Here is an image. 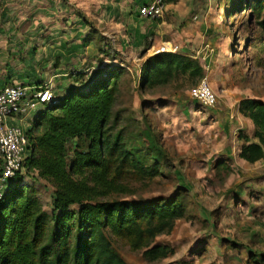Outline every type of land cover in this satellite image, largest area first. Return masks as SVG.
Here are the masks:
<instances>
[{
  "label": "rangeland",
  "instance_id": "rangeland-1",
  "mask_svg": "<svg viewBox=\"0 0 264 264\" xmlns=\"http://www.w3.org/2000/svg\"><path fill=\"white\" fill-rule=\"evenodd\" d=\"M20 1L22 9L31 7L28 0ZM55 1L62 7L67 0ZM186 1L167 8L156 22L160 26L148 29V34L155 31L144 45L148 47L144 60H127L111 45L103 50L100 43L109 40L92 30L96 36L83 41H92L89 53L97 49L102 56L93 57L94 64L87 60L75 71L69 69L86 74L94 68L87 73L91 78L99 66L123 67L112 107L113 132L121 130L143 153L151 144L156 150L157 176L138 179L128 174L122 180L126 192L109 199L140 202L178 194L186 208L173 230L153 243L173 250L166 259L148 262L143 250L132 251L123 240L110 237L111 250L127 264H255L254 255L260 260L264 254V160L248 164L238 158L244 143L239 134L255 141L253 125L239 114L238 106L244 98L264 102V31L257 24L264 18V7L257 19L242 5L235 13L228 0H212L200 9L188 8ZM163 42L197 61L202 75H177L162 85L142 86L140 68ZM85 74L77 76L87 83L90 78L83 79ZM203 78L217 94L213 108H204L189 96ZM55 93L56 89L58 98ZM75 143L71 140L68 147ZM23 177L51 217L52 186L32 171L25 170Z\"/></svg>",
  "mask_w": 264,
  "mask_h": 264
},
{
  "label": "trees",
  "instance_id": "trees-1",
  "mask_svg": "<svg viewBox=\"0 0 264 264\" xmlns=\"http://www.w3.org/2000/svg\"><path fill=\"white\" fill-rule=\"evenodd\" d=\"M228 2L235 13L242 5L257 19L264 7V0ZM257 24L264 31V18ZM123 71L120 65L99 66L87 83L70 85L36 112L26 131L30 154L24 167L54 189L51 217L23 176L11 179L0 199V264H127L111 250L110 237L132 251L143 250L148 262L173 254L170 247L153 243L185 217L178 194L140 202L109 199L126 192L124 176L152 179L158 174L153 144L143 153L121 130L113 132L112 107ZM140 72L142 86L152 88L177 75L201 76L203 69L188 55L167 52L148 57ZM238 112L252 123L255 139L239 134L244 143L238 158L248 164L264 160V102L244 98ZM71 140L76 143L69 148ZM256 257L253 263L264 264V254Z\"/></svg>",
  "mask_w": 264,
  "mask_h": 264
},
{
  "label": "crops",
  "instance_id": "crops-1",
  "mask_svg": "<svg viewBox=\"0 0 264 264\" xmlns=\"http://www.w3.org/2000/svg\"><path fill=\"white\" fill-rule=\"evenodd\" d=\"M28 1L31 7L24 10L20 0H0V89L14 84L50 83L53 92L56 89L55 95L63 96L67 87L83 82L77 75L86 72L74 74L70 70L75 71L87 60L102 56L97 49L88 52L92 41L85 44V36L93 39L96 30L98 36L109 40L100 43L99 46L105 45L104 49L100 47L103 50L111 45L127 60L134 57L144 60L142 53L148 50L144 45L150 42L155 29L151 34L147 31L160 26L156 23L159 19L150 21L137 14L138 7L149 0H67L62 7L55 0ZM187 3L188 8L200 9L211 2L188 0ZM176 4L166 5V9L175 8ZM87 73L83 79L90 78L91 74ZM34 111L10 123L24 126L23 130L27 131Z\"/></svg>",
  "mask_w": 264,
  "mask_h": 264
},
{
  "label": "built area",
  "instance_id": "built-area-1",
  "mask_svg": "<svg viewBox=\"0 0 264 264\" xmlns=\"http://www.w3.org/2000/svg\"><path fill=\"white\" fill-rule=\"evenodd\" d=\"M211 2L212 0H205ZM164 0H149L137 9L140 18L156 21L164 16ZM176 53L169 44L161 45L156 53ZM189 96L204 108H213L218 97L208 80L203 78L189 91ZM52 85L27 86L23 84L6 85L0 89V199L11 179L23 176L25 160L29 156V141L26 131L10 121L25 116L43 105L55 100Z\"/></svg>",
  "mask_w": 264,
  "mask_h": 264
}]
</instances>
